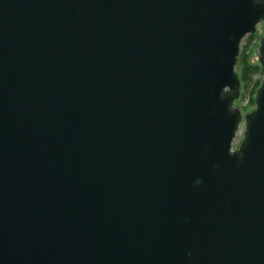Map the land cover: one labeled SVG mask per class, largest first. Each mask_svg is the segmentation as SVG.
Wrapping results in <instances>:
<instances>
[{"label":"water","instance_id":"95a60500","mask_svg":"<svg viewBox=\"0 0 264 264\" xmlns=\"http://www.w3.org/2000/svg\"><path fill=\"white\" fill-rule=\"evenodd\" d=\"M264 0H0V264H264Z\"/></svg>","mask_w":264,"mask_h":264},{"label":"rangeland","instance_id":"374dc122","mask_svg":"<svg viewBox=\"0 0 264 264\" xmlns=\"http://www.w3.org/2000/svg\"><path fill=\"white\" fill-rule=\"evenodd\" d=\"M252 36H253V38H252V40H253L252 41V46L250 47V50H248L249 60L251 62H252L251 59L253 58V56L257 52L258 47L261 44L262 38L264 37V23H262V24H260L258 26L257 31L254 34H252ZM250 38H251V35L247 36L243 40L242 45H241V54L243 52H245L246 44H248ZM257 64L260 65V63H257ZM241 70H242L241 66L238 63L237 72L241 73ZM235 106L238 107L241 110L242 115H243L242 124L240 126V129L238 131L237 137H236L235 142H234V148L238 149L241 146V144H242V142H243V140L245 138V130H246L245 123H246L247 114L251 113L255 109V105L250 102V94H249V92L243 93L241 91L240 97L236 101Z\"/></svg>","mask_w":264,"mask_h":264},{"label":"trees","instance_id":"16d2710c","mask_svg":"<svg viewBox=\"0 0 264 264\" xmlns=\"http://www.w3.org/2000/svg\"><path fill=\"white\" fill-rule=\"evenodd\" d=\"M252 38L249 39L248 44H246V50L239 57V64L241 66V91L243 93L249 92L250 102L255 105V98L257 90L259 89L262 82V67L259 64H253L249 60L248 50L252 46Z\"/></svg>","mask_w":264,"mask_h":264}]
</instances>
